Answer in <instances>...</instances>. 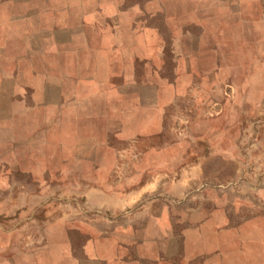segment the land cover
<instances>
[{
	"label": "crops",
	"instance_id": "0c3cea01",
	"mask_svg": "<svg viewBox=\"0 0 264 264\" xmlns=\"http://www.w3.org/2000/svg\"><path fill=\"white\" fill-rule=\"evenodd\" d=\"M156 1L0 0V143L8 145L0 157L22 146L23 156L45 155L43 144L76 141L95 116L100 125L128 124L137 133L149 125L157 132L152 124L162 118L164 95L177 85L157 68L156 29L142 24L143 13L157 11ZM254 11L264 15V8ZM230 133L219 129L213 139L225 142ZM213 153L171 170L178 177L169 190L182 195L180 204L155 197L109 231L42 209L37 221L47 227L48 243L40 264H264V185L249 187L253 192L241 200L237 187L208 188L209 180L233 184L239 177L237 149L230 175L221 172V161L209 170ZM197 175L205 188L194 199L184 192ZM158 185L149 181L144 190ZM71 229L84 237L80 256ZM12 237L0 224V244L11 245Z\"/></svg>",
	"mask_w": 264,
	"mask_h": 264
},
{
	"label": "rangeland",
	"instance_id": "374dc122",
	"mask_svg": "<svg viewBox=\"0 0 264 264\" xmlns=\"http://www.w3.org/2000/svg\"><path fill=\"white\" fill-rule=\"evenodd\" d=\"M153 7L157 11L143 13L142 24L156 29L157 68L177 85L164 95L162 118L152 124L157 132L149 125L141 133L128 124L100 125L95 116L76 141L43 144L45 155L23 156L22 146L0 157V224L13 231L12 244H0V264L44 262L47 227L37 219L47 206L109 231L155 197L180 204L182 195L169 190L178 177L171 170L214 151L209 170L221 161L225 175L234 169L230 154L239 151V177L233 184L209 180L208 188L237 187L239 200L264 185V15L254 11L264 2L157 0ZM127 100L133 102L134 95ZM223 128L231 139H213ZM2 144L8 146L0 143V152ZM218 150L226 157L219 158ZM197 177L184 192L194 199L205 188ZM156 179L158 189L145 191ZM75 230L69 234L80 256L84 237Z\"/></svg>",
	"mask_w": 264,
	"mask_h": 264
}]
</instances>
